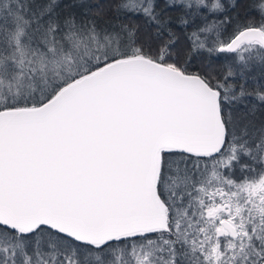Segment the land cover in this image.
<instances>
[{
  "label": "snow or ice",
  "instance_id": "snow-or-ice-1",
  "mask_svg": "<svg viewBox=\"0 0 264 264\" xmlns=\"http://www.w3.org/2000/svg\"><path fill=\"white\" fill-rule=\"evenodd\" d=\"M0 264H264V0H0Z\"/></svg>",
  "mask_w": 264,
  "mask_h": 264
}]
</instances>
